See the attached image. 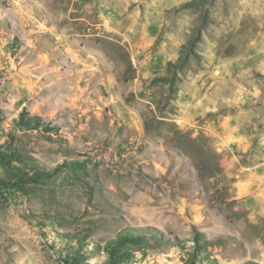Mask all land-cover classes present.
Wrapping results in <instances>:
<instances>
[{
  "label": "rangeland",
  "instance_id": "1",
  "mask_svg": "<svg viewBox=\"0 0 264 264\" xmlns=\"http://www.w3.org/2000/svg\"><path fill=\"white\" fill-rule=\"evenodd\" d=\"M0 264H264V0H0Z\"/></svg>",
  "mask_w": 264,
  "mask_h": 264
}]
</instances>
